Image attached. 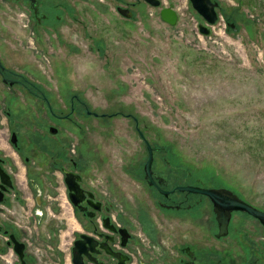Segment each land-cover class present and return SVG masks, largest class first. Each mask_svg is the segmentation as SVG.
<instances>
[{"label": "rangeland", "instance_id": "rangeland-1", "mask_svg": "<svg viewBox=\"0 0 264 264\" xmlns=\"http://www.w3.org/2000/svg\"><path fill=\"white\" fill-rule=\"evenodd\" d=\"M212 1V25L189 0H160L159 7L143 0H36L38 13L22 0L0 16V43L11 60L66 117L55 118L19 86L15 116L23 113L32 132L58 127L56 136L31 137L47 162L62 147L133 221L139 212L160 228H183L187 215L158 208L167 204L139 176L148 152L131 116L155 149L156 173L171 186H215L264 208V0ZM169 4L179 17L174 26L159 16ZM60 177L53 192L45 183V214L30 231V247L46 264H70L74 216ZM16 180L22 207L31 209L33 192L20 175ZM195 211L199 219L202 210Z\"/></svg>", "mask_w": 264, "mask_h": 264}, {"label": "flooded vegetation", "instance_id": "flooded-vegetation-1", "mask_svg": "<svg viewBox=\"0 0 264 264\" xmlns=\"http://www.w3.org/2000/svg\"><path fill=\"white\" fill-rule=\"evenodd\" d=\"M18 1L22 0H0V5L10 9ZM32 7L38 13L36 0ZM13 57V53L0 43V142L4 144L0 147V170L6 175L4 182L0 175V264H20L21 259L10 240L11 234L23 245V260L26 264L46 262L39 256H43L42 253L30 247L32 235L28 231L27 221H16L14 217L21 216L18 213L12 216L5 209L20 212L24 208L19 182L16 180L20 175L25 180V188L34 195L33 207L26 209L33 216L28 224H38L45 214V183H48V190L53 192L52 188L60 182L57 179L58 173L74 216L70 245L67 248L70 264H264V221L240 210H223L203 194L179 190L170 192L181 185L212 189L219 187L188 181L171 186L167 177H161L154 169V148L151 169L157 186L151 184L145 174L141 173L139 176L150 188L161 194L160 202L167 204L158 208L184 209L187 215L184 220L187 221L183 223V228L178 223L170 222H167L166 227L160 228L156 222L145 221L139 212L134 216V221L129 219L125 209L116 210L111 199L104 192L95 189V184L89 183L85 165L70 154L64 155L62 147L59 149L60 153L50 156L52 159L47 162L45 157L49 154L42 151L31 137L34 134L40 138L46 133L56 136L61 131L53 125L48 127V131L43 129L42 133L27 129L25 115L14 114L17 98L14 87L19 86L24 90L28 88L36 100L45 102V107H48L55 118L64 119L66 116L61 109L56 112L52 109L45 93L37 89L38 83L33 82L21 70L23 66L20 67L11 60ZM31 86L35 87L32 89ZM74 108L72 103L71 111ZM131 118L137 131V118ZM51 128L56 129V132ZM60 137L62 138L61 135ZM159 188L168 193L160 192ZM71 196L75 202L71 200ZM47 197L50 198L49 195ZM237 197L264 211V208L244 197ZM195 210H202L199 219L194 216ZM195 220L202 223L201 227L195 225ZM221 222H225L226 230L224 234L217 236ZM49 264H59V261L57 259V262Z\"/></svg>", "mask_w": 264, "mask_h": 264}, {"label": "water", "instance_id": "water-1", "mask_svg": "<svg viewBox=\"0 0 264 264\" xmlns=\"http://www.w3.org/2000/svg\"><path fill=\"white\" fill-rule=\"evenodd\" d=\"M30 1H31V5H33L35 2V0H30ZM143 1H145L146 3H148L149 5L154 6V7H159L160 3H161L160 0H143ZM189 1L191 3L192 8L208 24L215 23V21L217 19V11H216L217 2H214L212 0H189ZM118 11L120 13H122L123 15H126V12H127L126 9H121L120 7H118ZM159 16L163 22H165L171 26H174L177 23L178 18H179L178 13L176 12V10L173 7V4H169L168 6L162 7L159 10ZM199 30H200L201 34H203V35H208L210 33L209 28L204 24L199 25ZM87 112L90 113L89 111H87ZM92 114L94 116L97 115L96 112H93ZM51 130L53 132H56V129L51 128ZM137 131H138L141 139L144 141L147 152H148V157H147L146 162L144 164L145 178L149 179V182L151 184L156 185L153 178H152V171H151V162L153 159L152 147H151L149 141L144 137L143 132L138 127H137ZM0 175H1L2 181L4 182V176H6V175L1 170H0ZM68 180H69V174L67 173L66 181H68ZM70 188H72V187H70ZM174 190L188 191L191 193H199V194L206 195L207 197H209L211 199V201L213 202V204L215 206H219L223 210H225V209L240 210V211L246 212V213L264 221V211L259 210L258 208L254 207L251 204L245 202L244 200L238 198L236 195L232 194V192L229 190H226L223 188H220V189L202 188V187L193 186V185L177 186L173 190H171L170 192H173ZM159 191L164 193V194L168 193L167 191H164L160 188H159ZM71 200L73 202H75V199L72 196H71ZM38 204H40L39 201H38ZM225 230H226V224H225V222H223V223L221 222L220 226H219V233L217 234V236L224 234ZM10 240L14 243V250L19 255V258L21 259L20 264H26L25 261L23 260V252H22L23 245L18 243L12 234L10 235Z\"/></svg>", "mask_w": 264, "mask_h": 264}, {"label": "built area", "instance_id": "built-area-1", "mask_svg": "<svg viewBox=\"0 0 264 264\" xmlns=\"http://www.w3.org/2000/svg\"><path fill=\"white\" fill-rule=\"evenodd\" d=\"M21 15V17H22V19H20V21H22V22H24L25 20H26V16H25V14L24 13H21L20 14ZM25 25V24H24ZM209 25H212V24H209ZM209 35V34H208ZM5 212H7V213H9V214H11L12 216H15V214L16 213H18L20 216H21V218L20 217H17V215L14 217V219H16V221H18V222H20V221H27V225H28V231H31V228L32 227H34L35 226V224H33V225H31V226H29V224H28V222H29V220L30 219H33V216H32V213L30 212V210H26V209H24V208H22V210L20 211V212H17V211H15L14 209H9V211H8V209H5ZM37 251V250H36ZM8 263H10L9 261H7ZM45 262V261H44ZM39 264H41L40 262H39ZM43 264H46V262L45 263H43Z\"/></svg>", "mask_w": 264, "mask_h": 264}, {"label": "crops", "instance_id": "crops-1", "mask_svg": "<svg viewBox=\"0 0 264 264\" xmlns=\"http://www.w3.org/2000/svg\"><path fill=\"white\" fill-rule=\"evenodd\" d=\"M0 9H1V10H0V16H1V17H3V15H2L3 13H5V14L8 13V12H7V9H6V6H3V5L1 6V5H0Z\"/></svg>", "mask_w": 264, "mask_h": 264}]
</instances>
